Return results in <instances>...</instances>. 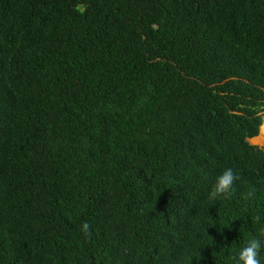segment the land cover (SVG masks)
I'll list each match as a JSON object with an SVG mask.
<instances>
[{
	"label": "trees",
	"instance_id": "obj_1",
	"mask_svg": "<svg viewBox=\"0 0 264 264\" xmlns=\"http://www.w3.org/2000/svg\"><path fill=\"white\" fill-rule=\"evenodd\" d=\"M263 106L264 0H0V264H230Z\"/></svg>",
	"mask_w": 264,
	"mask_h": 264
},
{
	"label": "clouds",
	"instance_id": "obj_2",
	"mask_svg": "<svg viewBox=\"0 0 264 264\" xmlns=\"http://www.w3.org/2000/svg\"><path fill=\"white\" fill-rule=\"evenodd\" d=\"M242 79L248 83H251L246 78H242ZM262 111L263 112L261 114L262 116L260 119V123L258 125V130L256 135L258 134L262 117L264 115V106ZM261 137H264V124L261 125V136L256 137L255 139L257 141H260ZM241 181H242V177L236 170H234L232 167L224 168L222 172L215 178V181L209 191L207 199L209 201H215L217 199L231 200L232 197L236 194L237 182H241ZM257 193H258L257 187L254 185H249L247 187V190L242 193V199L245 201L254 200L255 197L257 196ZM252 219L258 225L257 231L250 238H248L239 247L238 250L234 251L233 254L228 257L230 264H261L260 252L261 249L264 248V213H257L252 217ZM81 232L85 236L90 237L91 225L87 222L83 223L81 225Z\"/></svg>",
	"mask_w": 264,
	"mask_h": 264
},
{
	"label": "rangeland",
	"instance_id": "obj_3",
	"mask_svg": "<svg viewBox=\"0 0 264 264\" xmlns=\"http://www.w3.org/2000/svg\"><path fill=\"white\" fill-rule=\"evenodd\" d=\"M263 118H264V115H263V117H262V120H263ZM261 123H262V122H261ZM259 129H260V127H259ZM260 136H261V129H260V131L258 132V134H257L256 136L250 138V142L253 143V144H255V145H257V146H261L262 143L264 142V137H261L260 141H257V140L255 139L256 137H260Z\"/></svg>",
	"mask_w": 264,
	"mask_h": 264
},
{
	"label": "crops",
	"instance_id": "obj_4",
	"mask_svg": "<svg viewBox=\"0 0 264 264\" xmlns=\"http://www.w3.org/2000/svg\"><path fill=\"white\" fill-rule=\"evenodd\" d=\"M250 138H252V137H250ZM250 138H248V141L250 142ZM251 143V142H250ZM251 144H253V143H251Z\"/></svg>",
	"mask_w": 264,
	"mask_h": 264
}]
</instances>
